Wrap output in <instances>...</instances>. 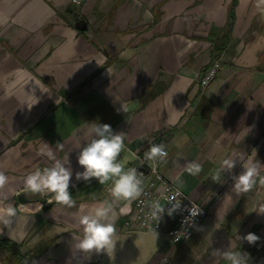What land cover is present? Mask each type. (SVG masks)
Masks as SVG:
<instances>
[{
	"label": "crops",
	"instance_id": "1",
	"mask_svg": "<svg viewBox=\"0 0 264 264\" xmlns=\"http://www.w3.org/2000/svg\"><path fill=\"white\" fill-rule=\"evenodd\" d=\"M232 1L0 0V171L8 177L0 213L15 209L0 216V239L21 245L29 264H160L166 236L125 230L120 206L105 198L111 181L91 179L72 208L25 187L29 174L54 163L42 149L72 171L69 187L84 182L79 152L96 138L93 124H109L124 135L125 170L164 138L161 170L208 210L188 242L167 248L168 264H229V252L264 264V251L253 260L240 239L254 233L264 242V185L257 178L248 193L234 188L249 160L264 176V14L255 0H236L224 37ZM215 59L220 73L203 89L199 79ZM225 158L235 167L217 181ZM193 161L202 165L195 176L186 171ZM104 205L116 214L112 257L76 247L79 217Z\"/></svg>",
	"mask_w": 264,
	"mask_h": 264
},
{
	"label": "clouds",
	"instance_id": "2",
	"mask_svg": "<svg viewBox=\"0 0 264 264\" xmlns=\"http://www.w3.org/2000/svg\"><path fill=\"white\" fill-rule=\"evenodd\" d=\"M255 9L260 14H264V0H255ZM92 132L96 138L88 142L79 152L78 164L83 168L82 172L76 173V179L90 181L95 178L101 185L111 181L110 193L116 200H133L142 191V173L138 174L135 168L125 170V166L119 162V157L125 147L123 133H113L109 124H93ZM47 148V146H45ZM57 148L63 150V145L57 144ZM139 151V148L137 149ZM39 155L47 156L54 161L51 167L37 169L29 174L25 179V187L33 194L51 193L56 203L68 208L75 207L76 202L69 191L72 171L65 164L56 158L51 149L41 150ZM168 156L163 144H152L150 149L145 152L144 158L149 161L164 159ZM236 161L225 158L220 162L215 179L220 180L221 173L225 169L235 167ZM260 163L256 160H249L244 166L241 174L235 177L234 188L237 192L248 193L259 183L264 185V176L260 173ZM186 171L190 175H198L202 171V165L193 161L187 165ZM8 183L7 175L0 171V188ZM51 203V202H50ZM179 204L173 206V210L178 209ZM157 212L163 211L159 204L156 205ZM191 217L200 214V209L193 206L187 209ZM171 215V212H169ZM15 209L7 208L0 216L12 217ZM156 215V213H153ZM258 215H264V204L258 208ZM116 214L113 213L110 205L96 207L93 214H83L79 217V223L83 226V238L76 245L77 249L83 253L101 254L106 253L112 257L116 241L115 226ZM5 224L10 223L4 219ZM241 240L249 244H256L260 237L254 233H248ZM226 258L231 264H248L246 253H225Z\"/></svg>",
	"mask_w": 264,
	"mask_h": 264
},
{
	"label": "built area",
	"instance_id": "3",
	"mask_svg": "<svg viewBox=\"0 0 264 264\" xmlns=\"http://www.w3.org/2000/svg\"><path fill=\"white\" fill-rule=\"evenodd\" d=\"M222 63L216 59L199 79L203 89L208 88L220 73ZM152 144H163L164 138H156ZM168 153V150L165 147ZM169 155V153H168ZM168 157V156H167ZM146 160L144 155H136L135 160L127 168H135L137 173H142L141 194L133 200H116L111 196V184L104 188L105 198L111 199L120 206V212L125 217L124 229L127 231H155L166 236V245L160 264H168L169 257L166 254L168 247H179L188 242L194 233L200 228L208 216V210L202 206L190 194L184 192L175 182L167 177L161 170L162 164L167 159ZM132 201L133 205L125 208V202ZM179 208L173 210L175 204ZM159 204L163 211L157 212ZM200 209V214L191 217L187 209L193 206ZM171 212V215L169 214ZM156 213V215H153ZM259 255L264 251V242L259 240L256 244H249ZM231 264V262L229 263Z\"/></svg>",
	"mask_w": 264,
	"mask_h": 264
},
{
	"label": "trees",
	"instance_id": "4",
	"mask_svg": "<svg viewBox=\"0 0 264 264\" xmlns=\"http://www.w3.org/2000/svg\"><path fill=\"white\" fill-rule=\"evenodd\" d=\"M235 4L236 0H233L229 12L230 21L227 28L224 30V37L228 36L231 33L233 25L232 22L234 20ZM89 184L90 181H84L80 184L69 187V191L72 194V197L75 198L77 194L83 191ZM251 251L253 253L252 259L255 260L259 254L252 248ZM0 257L3 264H29L28 258L21 252V245L12 243L4 238L0 239Z\"/></svg>",
	"mask_w": 264,
	"mask_h": 264
},
{
	"label": "rangeland",
	"instance_id": "5",
	"mask_svg": "<svg viewBox=\"0 0 264 264\" xmlns=\"http://www.w3.org/2000/svg\"><path fill=\"white\" fill-rule=\"evenodd\" d=\"M222 63V62H221ZM121 232H123L124 234H127V233H125L124 231H121ZM149 232H155V231H149ZM130 235V234H129ZM131 236H134L133 234H131ZM123 246H125V247H127L130 251H132L133 250V248H134V246H135V244H134V242H133V239H130V238H125L124 239V243H123ZM0 262L2 263V261H1V257H0ZM3 264V263H2Z\"/></svg>",
	"mask_w": 264,
	"mask_h": 264
},
{
	"label": "water",
	"instance_id": "6",
	"mask_svg": "<svg viewBox=\"0 0 264 264\" xmlns=\"http://www.w3.org/2000/svg\"><path fill=\"white\" fill-rule=\"evenodd\" d=\"M142 141H143V140H136V141H134V142L131 144V146H130L131 150L134 151V150L136 149V147H138V146L141 145ZM19 199H20L21 201H24V202H25V200H23V194H21V195L19 196Z\"/></svg>",
	"mask_w": 264,
	"mask_h": 264
}]
</instances>
